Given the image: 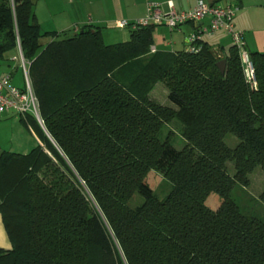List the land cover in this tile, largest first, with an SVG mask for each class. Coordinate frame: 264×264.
<instances>
[{
  "label": "trees",
  "instance_id": "trees-1",
  "mask_svg": "<svg viewBox=\"0 0 264 264\" xmlns=\"http://www.w3.org/2000/svg\"><path fill=\"white\" fill-rule=\"evenodd\" d=\"M32 5L0 0V58L19 48L43 126L19 118L38 143L0 151L9 242L0 264H264V222L230 198L255 166L264 175L263 53L247 54L253 88L233 46L223 57L202 43L196 54H151L152 25L111 45L93 26L42 33ZM156 82L174 107L149 97ZM172 119L182 126L181 149L158 138ZM149 170L171 184L162 199L144 180ZM133 193L143 201L129 207ZM209 193L220 198L215 209L204 205Z\"/></svg>",
  "mask_w": 264,
  "mask_h": 264
},
{
  "label": "crops",
  "instance_id": "crops-1",
  "mask_svg": "<svg viewBox=\"0 0 264 264\" xmlns=\"http://www.w3.org/2000/svg\"><path fill=\"white\" fill-rule=\"evenodd\" d=\"M40 1L43 3V7L45 10V13L43 14L44 19L41 20V17H39L35 13H33V15L42 33L58 34V32L59 33L70 32V34H74L84 26H93L98 28L101 36V29L104 28L106 24H112V27L114 29L121 30L127 28H119L118 27L119 22L121 21L133 22L142 19L145 15V8L147 3L154 2L158 4H164L166 2H170L172 4L173 9L176 12H180V11L190 10L193 7L196 0H121L120 3L114 6L108 5L105 2V0L103 1L101 0L98 6H95L92 0H40ZM201 1H203L206 4L214 5V6L236 7L237 11L233 14V18H232L233 29L235 31H239L242 33L244 47L247 46V48H249V53L250 52L263 53L264 26L260 22V18L264 16V0H239V1L201 0ZM60 4L62 6L59 8ZM256 22H260V23L256 26ZM206 23H207V18L197 23L183 24L170 32L164 26L157 25L158 27H163L166 30H168L169 33L168 39L165 42L154 40V42H152L151 48L154 49V52L156 51L158 52L161 50H163L162 52H170V53L185 51L188 37L197 28L206 25ZM229 40L230 39L227 34L223 32H217L211 36H201L200 42L202 44H205L207 47H209V50L215 55H217V57H223L226 53L223 55L220 53V50L224 46H228L230 42ZM13 54L14 55L12 56V58L15 57V55L17 56V50L13 52ZM13 72L14 71L1 72L0 76L4 74H8L9 82L13 86L19 89L23 88V86L20 88L12 83L11 78L13 77ZM0 116L18 117L11 113H3L0 114ZM19 118L21 117H18V120ZM25 127L28 129V131L31 132V134L35 138L36 141L35 144H37L38 140L34 134V131H32L30 126L25 125ZM0 248L1 249L9 248V242L1 225V221H0Z\"/></svg>",
  "mask_w": 264,
  "mask_h": 264
},
{
  "label": "rangeland",
  "instance_id": "rangeland-1",
  "mask_svg": "<svg viewBox=\"0 0 264 264\" xmlns=\"http://www.w3.org/2000/svg\"><path fill=\"white\" fill-rule=\"evenodd\" d=\"M32 5V13H35L41 20L44 19L43 14L45 13L43 3L40 0H30ZM101 0H92L95 6L100 4ZM103 1V0H102ZM108 5H116L121 2V0H105ZM57 5V3H56ZM62 5L60 4L59 8ZM91 8V7H89ZM259 10V9H258ZM261 10V9H260ZM116 13V12H115ZM260 22L264 26V16L260 18ZM256 22V26L260 23ZM45 29V28H44ZM43 31V30H42ZM128 30L121 29L117 30L112 27V24H106L104 28L101 29L102 41L105 45H111L115 43H121L128 40ZM170 32V31H169ZM58 34H60L58 32ZM70 32H66L65 36H70ZM168 30L163 27H154L152 32V42L154 40H159L160 42H165L168 39ZM59 37L58 39H60ZM50 40V38H41L39 43L44 45ZM228 41V40H227ZM230 41V40H229ZM231 45L229 42L228 46H224L221 50V54H225L227 48ZM243 50L249 54V48L244 47ZM163 51V50H161ZM13 52H7L2 55L0 58V74L1 72H13V77L11 81L14 85L18 87L23 86L22 81V71L20 65L18 64V59L12 61ZM16 57V55H15ZM18 62V63H17ZM14 68V70H13ZM5 75V74H4ZM149 97L153 98L159 104L174 107L166 98V88L163 83L156 82L152 89L149 92ZM182 126L179 121L172 119L169 122L165 123L159 134L158 138L164 139L166 136L169 138L170 144L175 149H181L184 146V139L181 137ZM35 138L30 131L25 127V125L18 120V117L15 116H0V151L6 150L16 153L27 152L35 144ZM223 142L228 147H234L238 140L231 134L226 133L223 137ZM226 171L229 174L233 172L232 163L226 162ZM248 184L246 186H241L235 184L231 190L230 198L236 203L240 212L247 217H254L262 222H264V203L259 199V194L264 188V175L260 167L255 166L251 172L247 175ZM145 182L148 184L153 194L157 199H162L170 189V182L167 181L159 172L149 170L145 177ZM143 198L137 194L133 193L127 205L129 207H135L142 203ZM220 203V198L214 194L209 193L204 200V205L209 209H215Z\"/></svg>",
  "mask_w": 264,
  "mask_h": 264
},
{
  "label": "built area",
  "instance_id": "built-area-1",
  "mask_svg": "<svg viewBox=\"0 0 264 264\" xmlns=\"http://www.w3.org/2000/svg\"><path fill=\"white\" fill-rule=\"evenodd\" d=\"M236 11V7L214 6L201 0H196L190 10L180 12H176L170 2L164 4L150 2L146 4L145 15L142 19L133 22L121 21L118 23V27L135 30L150 25H162L172 31L183 24L197 23L207 18L206 25L200 26L188 37L185 52L198 53L201 50V36H211L217 32L227 34L231 46L238 52L245 81L254 88L256 87L254 67L249 61L247 53L243 50L242 33L235 31L232 25L233 14ZM149 53L153 54L154 49L150 47ZM17 59L22 71L23 88L19 89L13 86L9 82L8 74L0 76V114L11 113L21 118H33L43 129L38 114L37 100L28 77V63L23 60L19 48H17V56L11 60Z\"/></svg>",
  "mask_w": 264,
  "mask_h": 264
},
{
  "label": "water",
  "instance_id": "water-1",
  "mask_svg": "<svg viewBox=\"0 0 264 264\" xmlns=\"http://www.w3.org/2000/svg\"><path fill=\"white\" fill-rule=\"evenodd\" d=\"M263 55H264V51H263ZM215 66L217 67V69L219 70L220 73H223V69H224V61L223 60L217 62L215 64Z\"/></svg>",
  "mask_w": 264,
  "mask_h": 264
}]
</instances>
